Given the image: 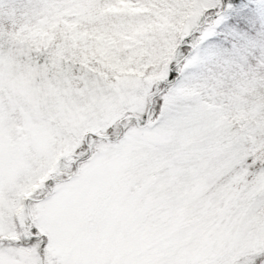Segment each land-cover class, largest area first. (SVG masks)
I'll list each match as a JSON object with an SVG mask.
<instances>
[{"label": "snow or ice", "instance_id": "6c2138e0", "mask_svg": "<svg viewBox=\"0 0 264 264\" xmlns=\"http://www.w3.org/2000/svg\"><path fill=\"white\" fill-rule=\"evenodd\" d=\"M58 3L0 0V264H264V0H131L106 76L30 41Z\"/></svg>", "mask_w": 264, "mask_h": 264}, {"label": "rangeland", "instance_id": "374dc122", "mask_svg": "<svg viewBox=\"0 0 264 264\" xmlns=\"http://www.w3.org/2000/svg\"><path fill=\"white\" fill-rule=\"evenodd\" d=\"M12 5L6 6V11ZM149 9L137 8L131 0H59L48 14L30 32L32 43L44 47L54 44L59 57L87 61L95 65L100 75L117 64L132 62L143 54V42L139 36L157 31L163 25L138 21L134 18L149 13Z\"/></svg>", "mask_w": 264, "mask_h": 264}]
</instances>
